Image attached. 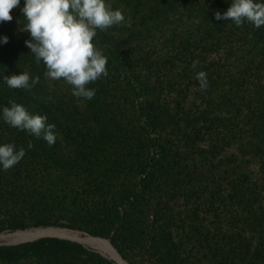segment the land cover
<instances>
[{"label":"trees","instance_id":"16d2710c","mask_svg":"<svg viewBox=\"0 0 264 264\" xmlns=\"http://www.w3.org/2000/svg\"><path fill=\"white\" fill-rule=\"evenodd\" d=\"M109 2L125 20L94 38L108 75L72 109L48 92L29 33L0 23V109L14 100L57 134L49 146L0 119V142L34 145L0 170V231L107 237L128 264H264V26L216 20L231 0ZM23 4L13 8L21 26ZM25 70L39 83L6 85ZM28 259L113 264L65 239L0 242V263Z\"/></svg>","mask_w":264,"mask_h":264},{"label":"clouds","instance_id":"9594fccd","mask_svg":"<svg viewBox=\"0 0 264 264\" xmlns=\"http://www.w3.org/2000/svg\"><path fill=\"white\" fill-rule=\"evenodd\" d=\"M20 6V0H0V23L13 19L11 10ZM22 13L25 23L21 31L28 32L26 46L35 62L46 67L45 77L63 79L71 85L72 95L92 100L96 89L90 84L108 75V58L94 43L97 30H107L124 22L120 9H114L109 0H24ZM216 20L232 21L237 27L245 22L259 29L264 26V0H231L226 11H216ZM8 37L0 35V44ZM198 61H193L195 69ZM39 76L32 77L28 71L5 75L9 88L31 89L39 83ZM201 88L207 87L206 72L196 73ZM0 119L9 126L26 131L31 136L45 140L49 146L56 142L55 124L47 123V116L30 113L25 106L9 101V106L0 109ZM12 142H0V170L7 171L17 165L33 148Z\"/></svg>","mask_w":264,"mask_h":264},{"label":"water","instance_id":"95a60500","mask_svg":"<svg viewBox=\"0 0 264 264\" xmlns=\"http://www.w3.org/2000/svg\"><path fill=\"white\" fill-rule=\"evenodd\" d=\"M41 238L65 239L87 245L100 252L101 255L113 264H128L127 260L107 237L90 235L85 232L55 226L16 228L14 230L0 231V242L6 244L30 242Z\"/></svg>","mask_w":264,"mask_h":264},{"label":"rangeland","instance_id":"374dc122","mask_svg":"<svg viewBox=\"0 0 264 264\" xmlns=\"http://www.w3.org/2000/svg\"><path fill=\"white\" fill-rule=\"evenodd\" d=\"M11 15L13 17V19L11 21H5L2 23L15 24L16 27L20 30L22 26L20 25V23L17 20V11L15 9H12ZM47 82H48L47 84L50 87L47 89L48 92H51V91L61 92L64 95V99L68 102L69 108L71 107V109H72V107L77 103V99L79 100L78 97H75L72 95V92H71L72 86L65 83L63 79H61V80L49 79V80H47ZM33 261H34L33 259H28V260H25V261H22V262H19L16 264H30ZM0 264H7V263H0Z\"/></svg>","mask_w":264,"mask_h":264}]
</instances>
